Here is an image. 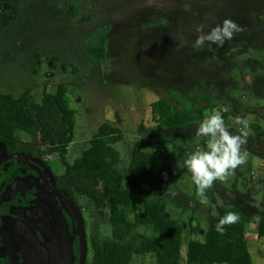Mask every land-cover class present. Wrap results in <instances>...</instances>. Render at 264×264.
<instances>
[{"label":"rangeland","instance_id":"obj_1","mask_svg":"<svg viewBox=\"0 0 264 264\" xmlns=\"http://www.w3.org/2000/svg\"><path fill=\"white\" fill-rule=\"evenodd\" d=\"M71 5L79 9L75 18L68 13ZM0 12L17 17L14 25L0 28V91L19 98L32 88L35 101L41 103L44 92L55 95L59 86L67 87V99L76 111L68 163L83 156L104 123L118 127L124 135L114 145L120 154L117 169L122 172L129 167L139 140L167 138L161 147L164 153L159 155L164 168L178 172L179 180L174 187L154 186V192L167 198L168 216L185 224V242L194 235V222L207 231L211 224L208 216L218 214V202L225 208L230 204L216 189H210L212 193H206L202 203L191 173L178 165L183 166L197 148L206 147L203 138L199 142L195 139L197 125L213 112L224 113L225 108L229 130L242 127L235 123V117L242 116L250 132L264 141V0H0ZM225 19L233 20L243 31L222 47L209 42L201 50L192 47L199 35L197 25L204 24L207 33ZM102 38L107 40V52L100 59L90 50L98 48ZM63 64L76 66L80 73L73 75L72 68L64 71ZM219 82L224 84L219 87ZM161 98L179 109L195 108L196 121L180 128H160L162 121L155 120L152 104ZM255 123L261 132L255 131ZM62 132L60 126L56 136ZM18 136L22 144L31 141L24 132ZM35 144L36 148L40 145ZM154 145L146 150L154 151ZM249 153L247 162L223 182L225 187L236 182L242 185L247 179L253 182L250 188H262L264 173H260L262 178L251 180L252 170L257 175L259 170L252 165L255 151ZM260 153L264 155V149ZM36 155L56 176L64 174L58 155ZM168 190L175 195L166 194ZM248 192L255 193L251 209L259 205L256 216L261 212L263 216L264 189ZM76 198L85 218L92 264L93 238L112 236L109 209L101 214L86 198ZM152 199L138 195L136 210H143L145 202ZM153 234L152 227L139 226L127 243L139 246L143 238ZM251 245L253 262L264 264V242L251 240ZM131 264H157V260L153 255H135Z\"/></svg>","mask_w":264,"mask_h":264},{"label":"trees","instance_id":"obj_2","mask_svg":"<svg viewBox=\"0 0 264 264\" xmlns=\"http://www.w3.org/2000/svg\"><path fill=\"white\" fill-rule=\"evenodd\" d=\"M78 10L71 5L68 13L75 18ZM16 19L13 13L0 12V28L14 25ZM106 42V38H102L100 46L90 52L100 59L105 58ZM62 69L70 70L73 75L80 73L76 66L68 64H63ZM67 93V87L61 85L55 95L44 92L42 102L37 103L32 88H27L19 98L0 91V143L9 144V148L5 149L9 150L19 141L18 133H26L31 141L22 145L24 155L37 156L36 152H40L60 157L65 172L55 176L57 186L66 189L78 205L76 196H82L92 202L101 214L106 208L109 209L112 236L103 240L93 238L92 264H131L135 255H153L157 264H181L184 225L180 220L168 216V200L157 196L152 188H169L178 184V172L167 170L160 163L159 153L165 143L145 137L139 140L129 167L122 172L117 169L120 154L114 145L124 135L118 127L104 123L83 156L73 164L68 163L69 146L75 138L76 111L68 101ZM195 110L179 109L175 103L164 98L152 104L155 120L162 121L160 128H180L193 123L196 120ZM198 112L203 117L202 110ZM222 116L226 123L227 112ZM60 126L63 132L57 137ZM36 142L40 143L38 148ZM153 143L154 151H147L146 147ZM138 195L153 197L145 202L142 211L135 208ZM228 212H235L238 221L218 231L220 219ZM250 221L249 215L243 214L237 207L222 208L217 216L211 217L204 240L190 241L186 264H254L247 232ZM139 226L152 227L155 236L143 238L139 246L127 243L128 237ZM258 234L264 239V215L258 222Z\"/></svg>","mask_w":264,"mask_h":264},{"label":"flooded vegetation","instance_id":"obj_3","mask_svg":"<svg viewBox=\"0 0 264 264\" xmlns=\"http://www.w3.org/2000/svg\"><path fill=\"white\" fill-rule=\"evenodd\" d=\"M223 84L219 82L218 86ZM240 128L229 131L239 134ZM254 128L262 131L258 123ZM22 145L19 140L9 150L0 151V264H79L81 236L76 215L50 187L52 176L48 175V169L54 178L56 175L48 163L41 156L24 155ZM245 145L257 152L264 149V141L255 135L247 137ZM57 183L55 179L57 193L70 196ZM89 253L88 248L86 264Z\"/></svg>","mask_w":264,"mask_h":264},{"label":"clouds","instance_id":"obj_4","mask_svg":"<svg viewBox=\"0 0 264 264\" xmlns=\"http://www.w3.org/2000/svg\"><path fill=\"white\" fill-rule=\"evenodd\" d=\"M205 25L199 24L196 27L197 39L192 47L201 50L206 42L223 46L226 40H231L234 35L243 29L233 20L225 19L222 24L216 25L205 33ZM235 123L242 125L239 134H232L225 125L220 112H213L207 116L198 126L195 139L197 142L201 138L206 141L205 148H197L188 155L183 166L191 173V179L196 185L197 195L201 197V202L206 201V191L210 189L214 182L219 180L226 182L233 174L234 170L246 163L248 153L242 151V146L247 143L250 134L247 120L242 116L235 117ZM166 194L175 195L168 190ZM239 217L235 212L226 213L219 221L217 230H222L225 225H232L238 221Z\"/></svg>","mask_w":264,"mask_h":264},{"label":"crops","instance_id":"obj_5","mask_svg":"<svg viewBox=\"0 0 264 264\" xmlns=\"http://www.w3.org/2000/svg\"><path fill=\"white\" fill-rule=\"evenodd\" d=\"M225 125L227 126V128L229 127L228 126V121L225 123ZM164 129H173V128H164ZM252 135L250 134L248 137H250ZM166 139L159 138L158 140H160L163 143H165V142H167ZM244 146H246V145H243L242 146V149L247 150L248 151V155L250 156V153H249L250 150L248 148L244 147ZM161 152L164 153V151L162 149H161ZM159 157L161 158L160 163L163 166V162H164L163 160L164 159L160 155H159ZM252 165H253L254 169L257 168L259 170V174L257 175L256 170H252L251 180L252 181H255L258 178H262V177H260V173L261 172L264 173V155H262L260 152L255 151V154H254L253 160H252ZM250 184H253V182L250 183V182H248L247 179H245V181L242 183V185H240L238 182H236V183H232L231 187L228 188V187H225L223 185V182L217 180V181L214 182L213 186L210 189H216L217 192H220V193L223 194V196L225 198V201L230 204V206L228 208H230V207H237L240 210V212H242L245 215H249L251 221L247 224V232H248L249 247H250V250H251L252 257H253V246L251 245V240H253L255 243H256V240H258L259 242H264V239L263 238H260L259 237V234H258V222H259V220L262 217V212H261V216H256L258 213H260L258 211L259 205L254 210L251 209L250 201H253L255 203L256 199H254V194L255 193H250L248 191H249V189H253V192H256V191L258 192V191L262 190V188L264 189V182H262V184H261V187H262L261 189L250 188ZM246 187H248L249 189H245ZM152 188H153V191H154V186H152ZM210 189H208L206 191V193H212V191ZM156 195L159 196V197H165L163 195H158V194H156ZM218 198H222L223 199V197L222 196L220 197L219 195H218ZM228 198H232V201L229 200ZM235 201H236V203H237L238 206L235 205ZM218 203H219V208H218V214H219L220 210L222 208H224V206H223V203L221 201H219ZM180 205L184 206L181 203H180ZM240 205L243 206V207H241ZM184 208H185V206H184ZM259 209L261 210V208H259ZM256 210H257V212H256ZM217 215L210 214L208 216L209 222H211V217L212 216H217ZM250 215H252V216H250ZM194 220L196 221V218H194ZM181 222L183 223V221H181ZM194 224H195L194 229H199L198 232H201L202 235L201 236H198L197 231H194L193 228H192V232L194 233V235H192V237H189L188 236L189 237L188 239L186 238L188 242H185L184 241V236H183V244H182L183 259L182 260H184V264H186V257H187L188 245H189L190 241L191 240H200V241H203L204 240V235L206 233V230H204V227L201 224H198V222H194ZM183 225L185 226L184 223H183ZM184 234H185V232H184ZM152 236H155V233ZM197 237H199V238H197ZM142 241H143V239H142ZM254 248L257 249V246H255ZM254 264H255V262H254Z\"/></svg>","mask_w":264,"mask_h":264},{"label":"water","instance_id":"obj_6","mask_svg":"<svg viewBox=\"0 0 264 264\" xmlns=\"http://www.w3.org/2000/svg\"><path fill=\"white\" fill-rule=\"evenodd\" d=\"M9 148V144L6 143H0V151L5 150ZM48 169V168H47ZM48 175L52 176L51 180L49 182L50 187L55 190V194L57 196L63 197L64 200L67 202V204L70 206V208L73 210L74 214L76 215L77 221H78V231L80 233L81 239H80V263L79 264H86L87 261V256H88V239L86 236L85 232V224L84 220L82 218L81 211L79 210V207L77 203L70 197L65 194H58L56 191V186H55V178L54 174L51 172V170L48 169ZM36 242V241H35ZM37 248L38 247V242H36ZM40 246V245H39ZM41 251V249H39Z\"/></svg>","mask_w":264,"mask_h":264},{"label":"built area","instance_id":"obj_7","mask_svg":"<svg viewBox=\"0 0 264 264\" xmlns=\"http://www.w3.org/2000/svg\"><path fill=\"white\" fill-rule=\"evenodd\" d=\"M222 112H224V113L227 112V111H226V108H225V110L222 109ZM242 151H245V150L242 149ZM247 153H248V152H247ZM248 158H249V155L247 156V159H248ZM246 162H247V160H246Z\"/></svg>","mask_w":264,"mask_h":264}]
</instances>
